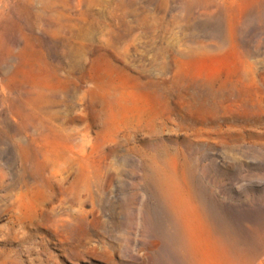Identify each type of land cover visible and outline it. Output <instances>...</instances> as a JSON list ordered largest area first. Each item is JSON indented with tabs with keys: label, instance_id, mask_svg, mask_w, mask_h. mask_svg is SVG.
Listing matches in <instances>:
<instances>
[{
	"label": "rangeland",
	"instance_id": "1",
	"mask_svg": "<svg viewBox=\"0 0 264 264\" xmlns=\"http://www.w3.org/2000/svg\"><path fill=\"white\" fill-rule=\"evenodd\" d=\"M0 264H264V0H0Z\"/></svg>",
	"mask_w": 264,
	"mask_h": 264
}]
</instances>
